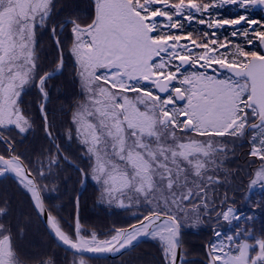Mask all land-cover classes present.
Listing matches in <instances>:
<instances>
[{"label":"snow or ice","instance_id":"1","mask_svg":"<svg viewBox=\"0 0 264 264\" xmlns=\"http://www.w3.org/2000/svg\"><path fill=\"white\" fill-rule=\"evenodd\" d=\"M225 5L235 6L236 18L213 11ZM257 6L264 7V0H94V15L81 24L54 21L55 0H0V177L14 174L51 234L73 250L72 264H88L87 253L133 249L142 237L159 239L163 264H185L182 228L198 227L212 214L217 223L240 221L231 206L224 210L222 202L218 210L209 193L236 139H247L249 156L260 161L251 185L264 187V24L247 15ZM193 21L211 32L193 38L184 31ZM69 25L68 51L82 98L63 135L83 146L81 183L90 178L100 186L102 201L134 207L138 217L104 234L107 239L78 219L66 231L42 196L47 185L41 181L68 160L45 106L49 82L66 70L60 37ZM225 26H239L231 36L244 37V46L233 43L232 52L231 42H220L216 33ZM44 29L58 53L50 68L38 54L37 32ZM32 88L55 149L41 152L34 166L24 162L10 135L24 137L33 129L22 99ZM9 214L7 202L0 203V264H29ZM214 236L206 264H264V232L238 227L231 234L215 230ZM34 259L58 264L53 256Z\"/></svg>","mask_w":264,"mask_h":264},{"label":"trees","instance_id":"2","mask_svg":"<svg viewBox=\"0 0 264 264\" xmlns=\"http://www.w3.org/2000/svg\"><path fill=\"white\" fill-rule=\"evenodd\" d=\"M218 2V0H217ZM56 15L54 21L66 19H78L81 24L90 22L94 15L93 0H55ZM235 6L225 5L213 10L219 12L225 18H236L237 13L232 9ZM243 14V13H241ZM249 19H256L264 24V9L257 6L247 13ZM243 23V22H242ZM239 26H225L216 33L220 42H231L229 48L235 49L233 43L243 45L244 37H232L230 29ZM254 27V26H245ZM70 28L65 29L60 37L63 48L66 70L62 75L49 82L50 102L46 104L48 120L54 125L52 131L60 137L62 154L67 156L73 163L61 160L60 167L54 168L55 175L41 181L47 185L42 192L45 205L53 211L54 215L66 222L65 230L73 231L75 227L76 212L78 211L80 224L89 229H94L100 239H107L104 235L110 233L113 228L127 227L137 222L136 209L118 208L107 205L100 199L101 188L90 178L87 180L86 188L77 197L82 189L80 173L77 167H85L86 161L81 160L82 148L64 135V129L68 126L70 113L78 99L82 98L81 90L75 81L73 73V58L69 54L72 40ZM185 33L192 32L195 38L201 31H209L206 25H200L195 21L191 26L185 24ZM38 54L45 68H50L52 61L57 58L56 45L53 43L52 35L46 29L37 32ZM252 49V46H248ZM254 50L259 51V48ZM23 107L29 118L34 121L33 129L24 137L10 135L15 138L17 152L23 154L22 158L26 164L32 166L36 163L37 156L48 150L55 151L51 142L45 135L43 119L39 111L40 96L36 89L32 88L22 96ZM9 135L8 133L5 134ZM77 145V146H75ZM250 144L247 139H241L235 144V151H230L228 158L216 171L218 184L211 185L210 199L216 201L219 210L222 206L226 210L228 206L235 209L240 216V221L231 223L222 218L217 223L215 214L211 220L204 217V223L198 227H184L182 233V248L185 264H206L207 247L216 239L214 231L231 234L239 228H248L254 234L264 232V187L258 184L251 188L250 181L253 170L260 165L257 157L249 156ZM4 145L0 142V152ZM76 165V166H75ZM7 202L10 214L6 217L7 222L17 233L16 240L23 258L29 260V264H38V259L53 256L58 264H72L73 253L61 248L48 234L36 211L30 194L11 176L0 180V203ZM209 207H212L210 204ZM245 217L248 219L245 221ZM71 226V227H69ZM88 264H163L161 242L157 239H148L138 244L132 250L122 254L116 259L85 257Z\"/></svg>","mask_w":264,"mask_h":264},{"label":"water","instance_id":"3","mask_svg":"<svg viewBox=\"0 0 264 264\" xmlns=\"http://www.w3.org/2000/svg\"><path fill=\"white\" fill-rule=\"evenodd\" d=\"M93 1H94V0H93ZM260 7H261V6H260ZM262 8H264V7H262ZM262 54H264V53H262ZM181 103H182V102H181ZM67 161L70 162V163H72V161L69 160V159H68ZM76 167H77V166H76ZM7 176H11V177H14V178L16 179V177L14 176V174H6L5 176L0 177V180L3 179V178H5V177H7ZM86 185H87V181H86L85 183H83V187H82V189H81V191H80V193H79V195H78V197H77V201H78V199H79L80 194H81L82 191L85 189ZM42 196H43V194H42ZM43 198H44V197H43ZM44 203H45V202H44ZM45 206H46V205H45ZM38 216H39V215H38ZM39 218L41 219L42 223H43L44 226L46 227L48 233H49V234L51 235V237L57 242V244H59L62 248L66 249L67 246H63V245H61V244L58 242V240L56 239V237H55L53 234H51V232H50V230H49V228H48V225H47V223L45 222L44 217L39 216ZM77 219L79 220L78 211L76 212V222H77ZM148 238H149V237H142V238L140 239L139 243H141L142 241H144V240H146V239H148ZM181 240H182V229H181ZM139 243H138V244H139ZM138 244H137V245H138ZM137 245H136V246H137ZM130 250H131V249H130ZM68 251L73 252V250H68ZM127 251H129V250H127ZM127 251H125V250H121L120 253H115V252H112V253H87V254H85V256H88V257H95V258H110V259H113V258H118L119 256H121L122 254H124V253L127 252ZM181 251H182V248H181ZM207 251H208V249H207ZM177 264H180L179 259H178V261H177Z\"/></svg>","mask_w":264,"mask_h":264},{"label":"rangeland","instance_id":"4","mask_svg":"<svg viewBox=\"0 0 264 264\" xmlns=\"http://www.w3.org/2000/svg\"><path fill=\"white\" fill-rule=\"evenodd\" d=\"M227 139V138H226ZM241 139H236L235 141H234V143H229L228 144V149H229V151H228V154L225 156V157H223L222 158V161L224 162L225 160H226V158H228V156H229V152L230 151H235V144H237L238 143V141H240ZM73 141H75L78 145H79V147H81L82 148V150L83 151H81V153H82V155H83V153H84V149H83V146H81L75 139H73ZM75 146H77V145H75ZM260 167V165L256 168V169H254L253 170V174H251L252 175V178H254V174H255V171L258 169ZM93 182H95V181H93ZM96 183V182H95ZM250 183H251V181H250ZM97 184V183H96ZM259 183H257L256 185H258ZM256 185H251V187L253 188V187H255ZM209 196H210V193H209ZM105 204H107V205H109L106 201H103ZM126 203H127V201H126ZM111 206H115V207H118V208H121V207H119V206H117V204H115V203H113V204H111ZM150 239H152V238H150ZM157 240H159V239H157Z\"/></svg>","mask_w":264,"mask_h":264},{"label":"bare ground","instance_id":"5","mask_svg":"<svg viewBox=\"0 0 264 264\" xmlns=\"http://www.w3.org/2000/svg\"><path fill=\"white\" fill-rule=\"evenodd\" d=\"M64 156V155H63ZM39 217V216H38ZM40 219V218H39ZM41 220V219H40ZM42 222V221H41ZM80 222V221H79ZM43 224V223H42ZM75 224H76V218H75ZM44 225V224H43ZM45 227V226H44ZM45 229H46V227H45ZM46 231H47V229H46ZM48 232V231H47ZM49 234V233H48ZM50 235V234H49ZM51 236V235H50ZM55 241V240H54ZM56 242V241H55ZM57 243V242H56ZM140 244V243H139ZM59 245V244H58ZM60 246V245H59ZM61 247V246H60ZM62 248V247H61ZM64 249V248H63ZM66 250V249H65ZM182 254H183V248H182ZM120 257V256H119ZM106 259V258H105ZM108 259H110V258H108ZM113 259H116V258H113ZM183 260H184V257H183Z\"/></svg>","mask_w":264,"mask_h":264}]
</instances>
